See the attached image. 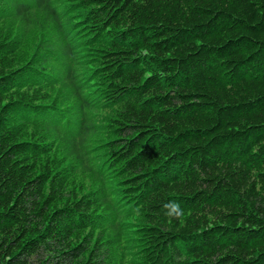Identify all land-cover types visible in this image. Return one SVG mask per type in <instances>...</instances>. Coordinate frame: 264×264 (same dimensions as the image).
I'll return each mask as SVG.
<instances>
[{"label":"trees","instance_id":"1","mask_svg":"<svg viewBox=\"0 0 264 264\" xmlns=\"http://www.w3.org/2000/svg\"><path fill=\"white\" fill-rule=\"evenodd\" d=\"M0 264H264V0H0Z\"/></svg>","mask_w":264,"mask_h":264}]
</instances>
